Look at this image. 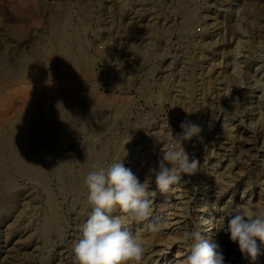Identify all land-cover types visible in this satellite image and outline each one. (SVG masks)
<instances>
[{
  "label": "rangeland",
  "instance_id": "1",
  "mask_svg": "<svg viewBox=\"0 0 264 264\" xmlns=\"http://www.w3.org/2000/svg\"><path fill=\"white\" fill-rule=\"evenodd\" d=\"M183 121L198 170L153 178L140 264H183L203 230L225 264H264L222 219L264 209V0H0V264H77L87 174L123 158L143 182Z\"/></svg>",
  "mask_w": 264,
  "mask_h": 264
},
{
  "label": "clouds",
  "instance_id": "2",
  "mask_svg": "<svg viewBox=\"0 0 264 264\" xmlns=\"http://www.w3.org/2000/svg\"><path fill=\"white\" fill-rule=\"evenodd\" d=\"M180 128L182 131L175 136L171 133L172 144L179 147L162 151L158 165L149 168L143 182L131 168L125 167L123 158L107 167L93 166L84 179L90 211L80 225L79 237L72 248L77 264H126L128 261L140 264L144 248L128 224L151 216L153 202L149 199V187L153 178L157 189L168 192L181 181L182 175L191 176L198 170L199 161H190L182 143L198 135L201 128L189 121L181 122ZM117 210L120 214L113 215ZM222 219L231 242L238 245L242 256L255 261L259 255L257 239L264 243V209L237 206ZM183 239L188 245L183 264H225L219 245L202 240L199 232L186 231Z\"/></svg>",
  "mask_w": 264,
  "mask_h": 264
},
{
  "label": "bare ground",
  "instance_id": "3",
  "mask_svg": "<svg viewBox=\"0 0 264 264\" xmlns=\"http://www.w3.org/2000/svg\"><path fill=\"white\" fill-rule=\"evenodd\" d=\"M26 160L27 159H25V158H22V161H20L21 162V164H20V166L22 167H24V166H26L27 167V163H26ZM202 240H207V236H206V234H204V230L202 231Z\"/></svg>",
  "mask_w": 264,
  "mask_h": 264
}]
</instances>
